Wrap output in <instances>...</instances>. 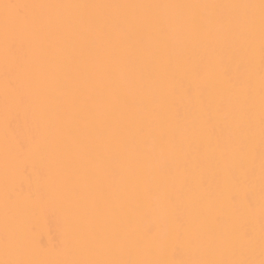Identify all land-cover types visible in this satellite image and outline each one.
<instances>
[{
  "label": "bare ground",
  "instance_id": "bare-ground-1",
  "mask_svg": "<svg viewBox=\"0 0 264 264\" xmlns=\"http://www.w3.org/2000/svg\"><path fill=\"white\" fill-rule=\"evenodd\" d=\"M6 2L0 264H264L261 0Z\"/></svg>",
  "mask_w": 264,
  "mask_h": 264
},
{
  "label": "snow or ice",
  "instance_id": "snow-or-ice-1",
  "mask_svg": "<svg viewBox=\"0 0 264 264\" xmlns=\"http://www.w3.org/2000/svg\"><path fill=\"white\" fill-rule=\"evenodd\" d=\"M59 7H69L64 5H29L21 3H9L6 0H0V10L3 11L4 20V38H5V52L6 56L10 55L14 51V43L12 41V33L14 31V24L18 22L27 23L29 17L26 15L27 9L36 8H59ZM136 7V6H130ZM261 30L262 35H264V0H261ZM264 51V49H262ZM264 124V121H262ZM262 135H264V127H262ZM70 228L74 227L73 222L70 218L69 220ZM262 250H264V244H262ZM105 264H110V262H105Z\"/></svg>",
  "mask_w": 264,
  "mask_h": 264
}]
</instances>
